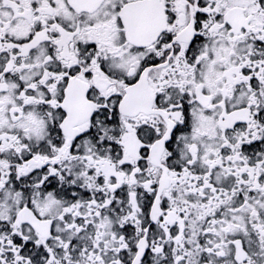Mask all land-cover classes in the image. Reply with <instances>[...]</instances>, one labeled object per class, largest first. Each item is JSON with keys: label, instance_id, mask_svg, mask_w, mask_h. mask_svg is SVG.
<instances>
[{"label": "snow or ice", "instance_id": "obj_1", "mask_svg": "<svg viewBox=\"0 0 264 264\" xmlns=\"http://www.w3.org/2000/svg\"><path fill=\"white\" fill-rule=\"evenodd\" d=\"M0 264H264V0H0Z\"/></svg>", "mask_w": 264, "mask_h": 264}]
</instances>
